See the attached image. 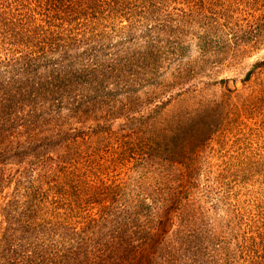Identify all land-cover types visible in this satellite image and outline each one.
<instances>
[{
	"label": "trees",
	"instance_id": "obj_1",
	"mask_svg": "<svg viewBox=\"0 0 264 264\" xmlns=\"http://www.w3.org/2000/svg\"><path fill=\"white\" fill-rule=\"evenodd\" d=\"M220 26L256 47L264 0H0V264H264V194L205 211L193 159L131 189L138 133L170 120L152 102L194 73L162 38Z\"/></svg>",
	"mask_w": 264,
	"mask_h": 264
},
{
	"label": "rangeland",
	"instance_id": "obj_2",
	"mask_svg": "<svg viewBox=\"0 0 264 264\" xmlns=\"http://www.w3.org/2000/svg\"><path fill=\"white\" fill-rule=\"evenodd\" d=\"M236 16L242 18L239 14ZM221 19L218 25L223 23L224 18ZM219 28L216 33V28L191 30L179 36V41L168 35L162 38L168 50L184 49L182 60L194 73L188 76L183 87L174 85L152 102V106L166 102L171 96V103L164 105L160 112L162 117L169 115L170 120L167 126L159 125L138 133L136 157L132 159L148 160L143 166L131 165L135 171L131 174V189H135L140 172L149 174L147 185L160 176L178 179L182 163L193 159L190 162L198 167L199 183L195 195L203 194L205 185L213 182L211 195L206 199L201 196L205 211L210 210L213 198L220 203L217 197L221 195L231 197L236 207L239 202L244 206L243 202L261 199L264 194V64L258 65L264 60V29L260 33L246 30L251 31L252 38L260 39L261 44L248 45L245 51L237 52L229 41L228 31L222 26ZM247 37L245 35V40ZM175 65L173 62L168 66L157 84L155 82L156 86L173 82ZM132 89L137 92L131 104L145 112L151 105L147 93L153 85L145 83ZM118 99L122 100V95ZM199 101L204 104H196ZM249 101L255 107L244 110L243 106ZM141 102L147 105H139ZM233 110L239 112L236 122ZM241 113L244 115L239 119ZM121 123L123 120L119 119L114 127ZM208 123L212 125L211 130L206 126Z\"/></svg>",
	"mask_w": 264,
	"mask_h": 264
}]
</instances>
